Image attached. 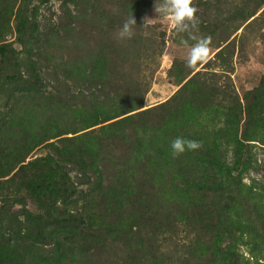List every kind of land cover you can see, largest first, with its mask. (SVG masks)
<instances>
[{
	"label": "trees",
	"instance_id": "obj_1",
	"mask_svg": "<svg viewBox=\"0 0 264 264\" xmlns=\"http://www.w3.org/2000/svg\"><path fill=\"white\" fill-rule=\"evenodd\" d=\"M0 1V264H27L31 253L38 264L34 244L49 241L57 252L43 264H169L173 255L158 251L157 238L175 228L190 234L174 255L177 264H264V184L244 182L257 163L252 148L259 144L264 152L261 88L240 98L216 85L221 73L176 60L167 77L177 90L145 107L142 65L160 58L166 43L165 32L154 37L145 22L155 0H89L83 16H70L71 29L83 35L75 56L83 57L69 65L96 93L81 96L79 106L68 104L74 95L44 97L38 9L49 0ZM208 2L196 0L201 16L181 33L188 44L217 28ZM224 2L234 4L225 22H241L234 32L264 6ZM131 15L134 35L120 41L117 32ZM83 22L88 35H99L92 47ZM227 42L201 69L225 60ZM178 136L202 147L173 158L170 144ZM224 145L230 162L222 158ZM40 149L47 153L34 156ZM62 164L79 172L76 181ZM69 245L88 252H59Z\"/></svg>",
	"mask_w": 264,
	"mask_h": 264
},
{
	"label": "rangeland",
	"instance_id": "obj_2",
	"mask_svg": "<svg viewBox=\"0 0 264 264\" xmlns=\"http://www.w3.org/2000/svg\"><path fill=\"white\" fill-rule=\"evenodd\" d=\"M73 1L72 3L69 0H49L47 3L39 6V42L42 46H45V49L41 55L36 57V61L40 66L41 75L45 83L43 96H65L70 98V95H74L77 98L74 100L75 104L67 99L68 104L71 106H79L81 96L90 97L89 95L94 89L93 87L90 88L91 84L83 78L84 75H78L74 67L71 66L73 64H78L76 61L83 57V55L75 56V54L78 53V50L76 51L75 48L81 47L83 44V35L78 33L75 34L71 29L74 28L72 26L75 25L69 24V21L71 15L77 16L80 14V16H83L81 10L85 11V9L89 10L90 8L88 7L89 4H87L89 0ZM208 1L211 7L210 11H208L209 14L212 18L217 16L216 19L213 18L214 22L217 24V28H214L215 31L213 33H209V30L200 35L196 33L194 41L189 43V45L195 43V40L201 37H210V53L207 59L213 57L218 45L221 44L222 47L226 45L224 44V40H228L227 43H229V45L227 47L228 50L224 53V61L220 59L214 61V59H212L214 62H211L205 69H201V66L207 61L206 59L197 64L198 70L221 73L222 75L220 74L218 78H215L217 80L216 85L227 90L229 94L237 95L242 98L244 92L261 88L264 97V6L253 18L243 24L238 31L234 32V29L241 23L239 22V18H234L231 22H225L228 17L230 18L233 16L232 13H229L230 9L234 7L233 2L232 6H227L224 4L225 0ZM237 3H239L240 6L242 4L241 0H237ZM196 4V0H192V6L196 8ZM86 14H88V11ZM195 15L196 17L201 16V10L197 9ZM84 17L87 21L90 19L86 15H84ZM80 20H83L82 17ZM145 22L154 32L152 36L156 37L158 32H165L166 42L160 58L155 59V57H153L143 62L142 65V75L148 84V92L145 96L144 105L145 107H151L164 102L177 90V87L174 86L167 77V72L174 61L185 62L189 53V47L179 45L178 40H180L183 35H178L176 33L170 19L156 16L154 9L147 13ZM83 25L86 26L84 30V35L86 34V36L85 38L83 37L84 42L86 41L87 46L92 47V43L98 41L99 35H94L95 37L97 36L96 38L91 37V35L87 33L89 30V23L87 22ZM76 27L79 30L78 24ZM105 31L107 32L106 28ZM7 38L11 41L14 40L13 35H8ZM85 53L86 52H83V54ZM70 63L72 64L69 65ZM210 82L213 84L212 80ZM93 93L95 94L96 92ZM48 103L49 102H46V104ZM18 109L20 110L19 106ZM26 110H28V108ZM1 111H4V109H1ZM45 153H47L46 150L40 149L34 152V156H42L45 155ZM252 154L256 158L257 163L255 165V170L248 173L244 182L250 184L251 179H253L258 183L264 184V152L259 144L252 148ZM222 158L226 162L231 161V148L227 145H224L222 148ZM62 165L64 169L69 172L71 178L76 181L80 175L79 172L70 164ZM107 176H110L109 171H104L103 177ZM2 180L4 179H0V181ZM91 186L92 187L89 188L90 193L93 188V185ZM78 190L85 192L88 189L86 186L78 185ZM95 193L96 190L92 198L95 197ZM82 195L83 194H79L75 197L76 199L74 198L75 201L77 200L75 206L80 207L83 199ZM91 210L96 211L93 207ZM189 238L190 234L187 230L175 228L172 232L167 234L164 233L160 237L158 236V251L163 252L169 250L170 254L173 255L172 262L169 264H177L174 255L181 252L182 246L188 242ZM227 241L228 239L225 242ZM53 243L54 241H49L44 245L34 244V246L38 245L39 248L36 250L33 249L35 251L34 258L37 256L42 260H39L38 264L46 263L44 261L53 256L52 252H57ZM66 246L68 247V245ZM71 246L72 245H69L70 248H60L59 252H67V249H69L70 252H74L75 255H78V252H88L83 248H72ZM85 247L88 249V246ZM241 251L244 252L245 249L242 248ZM91 252H94V249H91ZM105 252L115 251L107 250ZM32 254L33 253L27 258V264H32ZM51 262L53 263V261Z\"/></svg>",
	"mask_w": 264,
	"mask_h": 264
},
{
	"label": "clouds",
	"instance_id": "obj_3",
	"mask_svg": "<svg viewBox=\"0 0 264 264\" xmlns=\"http://www.w3.org/2000/svg\"><path fill=\"white\" fill-rule=\"evenodd\" d=\"M154 10L156 16L167 17L171 20L172 26L178 35L195 27L197 9L192 6V0H155ZM136 26L133 15L126 18L117 32V39L120 41L132 39ZM210 41V37H201L196 39L195 43L189 45L187 40L181 39V44L189 47V53L185 60L187 67H194L207 59L210 53ZM201 147L200 141L180 136L173 139L170 144L173 158L185 151H193Z\"/></svg>",
	"mask_w": 264,
	"mask_h": 264
}]
</instances>
